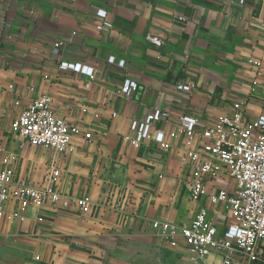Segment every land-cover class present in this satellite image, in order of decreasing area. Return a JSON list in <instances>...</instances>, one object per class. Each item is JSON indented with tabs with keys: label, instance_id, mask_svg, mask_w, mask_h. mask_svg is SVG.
Segmentation results:
<instances>
[{
	"label": "crops",
	"instance_id": "obj_1",
	"mask_svg": "<svg viewBox=\"0 0 264 264\" xmlns=\"http://www.w3.org/2000/svg\"><path fill=\"white\" fill-rule=\"evenodd\" d=\"M97 8L107 11L112 29H95ZM72 32L63 48L55 44ZM109 55L125 66L108 63ZM61 60L94 67L90 88L84 76L58 71ZM126 75L139 82L129 98L118 93ZM176 83L192 89L177 91ZM42 95L58 116L93 135L91 143L74 139V150L61 157L59 187L96 206L81 214L74 205H46L22 222L0 224V264H140L150 249L171 248L150 220L187 224L201 203L189 195L191 166L178 158L184 136L169 138L168 148H136L124 139L129 123L168 109L171 121L156 124L167 132L180 114L213 121L237 99L248 117L264 110V0H0L4 147L15 150L22 141L8 130L20 109L15 100ZM18 150V172L39 181L52 152Z\"/></svg>",
	"mask_w": 264,
	"mask_h": 264
},
{
	"label": "built area",
	"instance_id": "obj_2",
	"mask_svg": "<svg viewBox=\"0 0 264 264\" xmlns=\"http://www.w3.org/2000/svg\"><path fill=\"white\" fill-rule=\"evenodd\" d=\"M244 0H238L242 4ZM97 31L113 28L107 11L97 8L94 13ZM59 39L63 48L72 41ZM161 44L162 39L155 41ZM108 63L125 66V59L107 57ZM248 62L252 63L251 59ZM58 71H72L85 77V88L95 80V70L80 61L61 60ZM177 91H190V83H176ZM139 90V82L131 75L123 77L119 95L132 97ZM52 99L42 95L28 103L16 99L20 109L10 121L8 130L21 138L24 145L41 146L52 152L45 173L39 181H32L17 170L18 149L9 150L0 142V224L22 222L29 212H39L44 206L74 205L81 214L94 211L95 203L87 196L75 197L60 190V159L74 150L73 140L94 138L83 134L79 125L58 116ZM84 111V110H83ZM116 112H112V117ZM93 118H100L95 111ZM168 109L155 108L142 119L129 123V134L124 136L134 147L155 145L170 147L169 138L183 135L185 143L178 158L190 165L188 190L193 200L201 204L187 224L151 219L154 233L170 245L182 241L195 264H264V110L248 117L243 99L231 104V110L213 121H201L190 114H180L174 128L164 132L156 127L160 121H171ZM39 260V256H35Z\"/></svg>",
	"mask_w": 264,
	"mask_h": 264
},
{
	"label": "rangeland",
	"instance_id": "obj_3",
	"mask_svg": "<svg viewBox=\"0 0 264 264\" xmlns=\"http://www.w3.org/2000/svg\"><path fill=\"white\" fill-rule=\"evenodd\" d=\"M160 240H162L160 238ZM164 241V240H162ZM158 249L149 250L146 260H140V264H195L191 261L186 252L182 241H178L175 245L169 247H162L159 245Z\"/></svg>",
	"mask_w": 264,
	"mask_h": 264
}]
</instances>
